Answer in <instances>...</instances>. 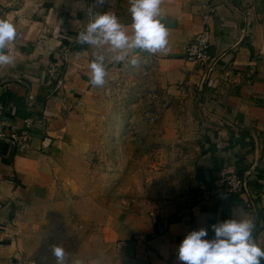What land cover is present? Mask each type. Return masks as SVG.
Instances as JSON below:
<instances>
[{
  "label": "crops",
  "instance_id": "obj_1",
  "mask_svg": "<svg viewBox=\"0 0 264 264\" xmlns=\"http://www.w3.org/2000/svg\"><path fill=\"white\" fill-rule=\"evenodd\" d=\"M129 7V0H0V18L12 21L18 33L6 49L15 63L0 67V118L12 131L26 118L35 120L28 156L0 143V241L51 217L69 220L78 204L90 201L85 152L104 111L103 88L122 62L104 52L106 83L92 87L88 65L97 50L79 44L77 36L104 12L130 31ZM207 13L212 60L199 66L183 56ZM161 22L169 51L136 50L126 60H150L163 84L196 91L200 131L192 192L173 213L146 207L116 221L100 218L101 229L107 239L132 244L145 264H181L178 248L189 232L205 228L210 240L211 225L229 218L252 219L253 237L264 248V0H163ZM51 68L59 73V87L46 83ZM228 167L247 185L223 202L212 196L213 182Z\"/></svg>",
  "mask_w": 264,
  "mask_h": 264
},
{
  "label": "rangeland",
  "instance_id": "obj_2",
  "mask_svg": "<svg viewBox=\"0 0 264 264\" xmlns=\"http://www.w3.org/2000/svg\"><path fill=\"white\" fill-rule=\"evenodd\" d=\"M131 61L112 69L110 95L101 93L104 111L85 152L90 201L69 220L51 217L1 240L0 264H56L52 245L64 247L70 264H145L132 244L106 238L100 218L116 221L146 207L173 213L189 199L200 131L196 91L163 84L154 62Z\"/></svg>",
  "mask_w": 264,
  "mask_h": 264
},
{
  "label": "clouds",
  "instance_id": "obj_3",
  "mask_svg": "<svg viewBox=\"0 0 264 264\" xmlns=\"http://www.w3.org/2000/svg\"><path fill=\"white\" fill-rule=\"evenodd\" d=\"M103 4L104 0H96ZM163 0H129L131 15L129 27L121 24L111 12L96 14L84 31L77 36L79 44H86L97 51L88 68L89 84L103 87L106 83V56L111 54V62L121 63L136 50L150 54L169 51V31L161 22ZM15 24L0 18V67L15 63L14 57L6 51L17 39ZM102 50V51H101ZM136 65L137 61H131ZM255 224L250 218L226 219L211 225L212 239H205L208 230L200 228L189 232L178 248L181 264H262L264 248L254 239ZM51 251L56 264H70L68 254L62 245H52Z\"/></svg>",
  "mask_w": 264,
  "mask_h": 264
},
{
  "label": "built area",
  "instance_id": "obj_4",
  "mask_svg": "<svg viewBox=\"0 0 264 264\" xmlns=\"http://www.w3.org/2000/svg\"><path fill=\"white\" fill-rule=\"evenodd\" d=\"M209 14L203 16L204 25L199 33L191 39L184 52V59L188 63L199 66H209L211 62V29L208 26ZM145 62H152L145 59ZM59 73L55 68H51L47 77V85L52 86L58 82ZM115 83L111 77L103 88L106 96L110 95L111 86ZM58 87V86H57ZM2 107L0 106V115ZM35 126L32 118L24 119L19 131L10 130L9 122L0 118V143L11 147L18 155L28 156L32 152L30 131ZM219 179L213 182L212 196L219 201H226L229 198L241 195L246 190V182L241 178L237 171L231 167L222 170Z\"/></svg>",
  "mask_w": 264,
  "mask_h": 264
},
{
  "label": "trees",
  "instance_id": "obj_5",
  "mask_svg": "<svg viewBox=\"0 0 264 264\" xmlns=\"http://www.w3.org/2000/svg\"><path fill=\"white\" fill-rule=\"evenodd\" d=\"M49 95H54V92H53V93H52V92L49 93ZM44 100H45V99H43V101H44ZM240 177H241V176H240ZM211 181H213V179H212Z\"/></svg>",
  "mask_w": 264,
  "mask_h": 264
},
{
  "label": "water",
  "instance_id": "obj_6",
  "mask_svg": "<svg viewBox=\"0 0 264 264\" xmlns=\"http://www.w3.org/2000/svg\"><path fill=\"white\" fill-rule=\"evenodd\" d=\"M60 84H61V83H60V82H58V85H57V86L59 87V86H60Z\"/></svg>",
  "mask_w": 264,
  "mask_h": 264
}]
</instances>
